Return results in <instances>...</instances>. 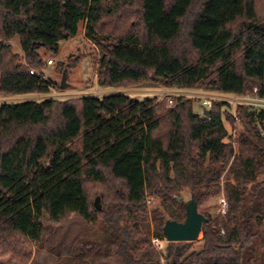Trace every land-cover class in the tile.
<instances>
[{
	"label": "trees",
	"instance_id": "16d2710c",
	"mask_svg": "<svg viewBox=\"0 0 264 264\" xmlns=\"http://www.w3.org/2000/svg\"><path fill=\"white\" fill-rule=\"evenodd\" d=\"M263 8L264 0H0V95L50 91L52 80L34 69L83 22L102 88L264 93ZM194 102L114 93L0 104V264H28L44 220L72 214L100 220L106 250L126 264H264V109L238 106L233 137L229 103L214 101L206 114ZM185 190L198 206L224 190L227 211L205 214L199 245L169 241L159 254L147 220L164 238L169 218L150 212L148 197L183 221Z\"/></svg>",
	"mask_w": 264,
	"mask_h": 264
},
{
	"label": "rangeland",
	"instance_id": "374dc122",
	"mask_svg": "<svg viewBox=\"0 0 264 264\" xmlns=\"http://www.w3.org/2000/svg\"><path fill=\"white\" fill-rule=\"evenodd\" d=\"M264 9V8H263ZM13 51L18 52L24 60V53L18 37L12 40ZM98 48L85 33V22L81 23L79 33L68 40L61 42V49L58 54L45 53L46 63L41 69L45 79L52 80V88L44 93H30L24 95H0V104L4 102H22L27 100H45V99H68L78 98L86 95H92L102 98L108 94L125 93L137 99L155 98L157 101L163 100V91L166 85L161 84H139L118 88H102L98 85ZM49 59L54 62L49 64ZM65 81V87H62V81ZM174 89V88H173ZM179 89V88H177ZM172 90L173 98L183 96L185 98H194V106L200 113L204 111L202 106L201 94L205 88H194L192 90ZM206 93V92H205ZM204 93V94H205ZM228 103V102H227ZM231 109L235 110V105L230 104ZM223 184L225 178H223ZM181 202L188 201L192 196L188 190L182 192ZM226 197L225 191L210 197L207 201L199 205V211L211 214L213 217L224 215L221 211V199ZM99 199V208H102L103 202L100 194L94 199ZM149 211L153 208H161L167 218L171 219L166 210L161 206V198L157 196L148 197ZM178 209V205L172 207ZM151 214V213H150ZM151 225V232L154 237L156 232L152 216L147 220ZM45 234L39 244L34 245L31 260L28 264H126L123 259L113 249L106 250L105 229L100 220L87 222L81 216L72 214L65 218L59 224H53L48 219L44 220ZM203 236L201 233L200 238ZM152 238V239H153ZM164 247L156 248L159 254L166 249L169 241L166 237ZM98 243L95 244V243ZM100 243V245H99ZM153 243V240H152ZM197 245L200 242L195 241ZM196 245V244H195ZM164 263V260H162ZM1 264H15L9 257L2 258Z\"/></svg>",
	"mask_w": 264,
	"mask_h": 264
},
{
	"label": "built area",
	"instance_id": "2783aa9c",
	"mask_svg": "<svg viewBox=\"0 0 264 264\" xmlns=\"http://www.w3.org/2000/svg\"><path fill=\"white\" fill-rule=\"evenodd\" d=\"M49 64L53 63L54 60L53 59H49ZM31 72H34V70H32ZM177 87H166V89L162 92L163 93V97H165L164 99L168 100L170 105L174 104V98L172 90ZM194 89V88H193ZM177 90H185L183 88H179ZM189 90V89H186ZM192 90V89H190ZM203 94H201V98H202V106L204 108V110H210L212 108L213 102L214 101H225L228 103H232L235 105V110L233 111L234 117L236 119L237 122V127L233 129V131L231 132V134L233 135V137H235L239 131V128L241 126V119L238 116L237 112H236V108L238 106H244L245 108H251L253 110H262L264 109V93H260L259 92V88L255 87L254 91L252 93H245V94H238V93H230V92H222V91H215V90H203ZM262 135L264 136V130L262 131ZM232 143L234 145V148L237 150V145L238 142L234 139H232ZM221 208L220 211L225 214L228 208V202L226 197H223L221 199ZM153 244L156 248L161 249L164 247V241L165 238H159V237H154L153 239Z\"/></svg>",
	"mask_w": 264,
	"mask_h": 264
},
{
	"label": "water",
	"instance_id": "95a60500",
	"mask_svg": "<svg viewBox=\"0 0 264 264\" xmlns=\"http://www.w3.org/2000/svg\"><path fill=\"white\" fill-rule=\"evenodd\" d=\"M62 87H65V81H62ZM206 114L209 110L205 111ZM182 197H178L181 201ZM99 199H96V206L99 207ZM186 208V218L183 221L168 219L163 227L167 241H196L200 239L203 225L209 221V218L199 211V206L194 197H191L184 203Z\"/></svg>",
	"mask_w": 264,
	"mask_h": 264
}]
</instances>
